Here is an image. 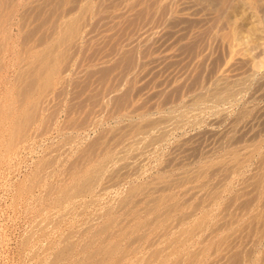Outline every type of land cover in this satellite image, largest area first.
Listing matches in <instances>:
<instances>
[{"label": "rangeland", "instance_id": "374dc122", "mask_svg": "<svg viewBox=\"0 0 264 264\" xmlns=\"http://www.w3.org/2000/svg\"><path fill=\"white\" fill-rule=\"evenodd\" d=\"M0 264H264V0H0Z\"/></svg>", "mask_w": 264, "mask_h": 264}]
</instances>
